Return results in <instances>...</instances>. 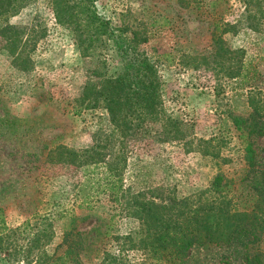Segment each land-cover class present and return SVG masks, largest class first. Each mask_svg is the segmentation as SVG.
<instances>
[{
  "label": "trees",
  "instance_id": "16d2710c",
  "mask_svg": "<svg viewBox=\"0 0 264 264\" xmlns=\"http://www.w3.org/2000/svg\"><path fill=\"white\" fill-rule=\"evenodd\" d=\"M240 1L243 10L233 20H228L231 8L225 0H173L167 15L141 5L142 20L125 22L123 15H103L99 0H0V20L44 3L54 24L68 32L79 55L95 59L92 76L98 81L85 83L70 112L78 116L103 109L106 128L110 127L109 134L99 130L88 148L73 150L54 144L45 153L34 155L46 163L78 169L85 178L78 190L84 197L73 213L44 216L38 211L40 199L29 204L21 226L36 227L30 242L39 246L30 247L31 253L38 249L30 264H189L186 258L192 251L206 255L221 249L237 256L240 264H264V174L255 169L257 154L251 142L252 135L264 134V96L256 85L260 73L246 59L244 48H230L224 40L227 34L249 36L248 30L264 34V0ZM192 23L208 34L207 47L202 53L189 46L191 52L179 53V63L193 70L215 71L234 81L233 95L243 97L244 112L230 121L242 145L243 171L237 177L218 173L208 189L183 199L154 191L146 195L152 187L133 192L123 182L129 139L144 134L160 143H189L183 123L165 111L162 95L161 68L163 62L175 59L174 52L161 53L146 45L165 28L174 39L188 38ZM45 32L8 25L0 29L15 66L27 70L29 53ZM22 41L29 47L28 54L21 48ZM1 122L13 128L19 119ZM98 195L107 196L113 204L111 213L95 217L89 229H78V221L93 217L85 212L93 209L92 200ZM3 212L0 206V243L8 230ZM120 212L137 223L126 235L118 233ZM52 220L67 221L60 242L50 250ZM109 244L115 245L116 253L107 249ZM137 251L148 255L150 262L129 259ZM190 264L204 263L197 259Z\"/></svg>",
  "mask_w": 264,
  "mask_h": 264
},
{
  "label": "rangeland",
  "instance_id": "374dc122",
  "mask_svg": "<svg viewBox=\"0 0 264 264\" xmlns=\"http://www.w3.org/2000/svg\"><path fill=\"white\" fill-rule=\"evenodd\" d=\"M225 3L231 8L228 20H233L243 10L240 0H225ZM141 5L167 15L174 2L99 0L98 8L107 17L123 15L120 18L126 22L142 20ZM7 25L26 32L31 28L46 31L45 37L29 53L31 63L26 71L15 66L7 52V43L0 36V206L4 207L8 228L0 243V264H30L38 254V249L29 252L30 247L38 246L30 242L32 233L37 230L36 227L25 229L21 226L29 204L40 199L38 211L44 216L48 213L55 215V212L73 213L84 197V193L78 190L85 178L78 169L46 163L42 157L34 155L45 153L54 144L73 150L88 148L99 130L109 134L110 127L106 128L107 116L103 109L85 111L78 116L70 112L73 100L80 96L85 83L95 79L92 76L95 59L79 55L68 32L54 24L44 3L0 20V29ZM190 28V36L180 37L181 40L174 39V34L165 28L146 45L161 53L166 50L174 52L175 59L163 62L161 68L162 95L165 111L183 123L189 143L186 146L160 143L153 136L144 134L129 139L123 182L125 188L129 187L133 192L147 191L152 187L146 195L154 191L183 199L208 189L218 173L237 177L243 171L242 145L230 121L232 116H243V97L233 95L234 81L220 73L203 68L193 70L179 63V53L191 52L189 46L202 53L207 47L208 34L197 23L190 24ZM248 33L249 36L227 34L224 40L230 48L246 50V59L259 70L256 85L264 96V34L249 30ZM23 42L21 48L27 53L29 47ZM11 118L19 119L13 128L1 122ZM251 142L257 154L255 169L264 174V134L252 135ZM92 201L95 206L85 213L93 217L85 222L78 221L80 230L89 229L95 217L111 213L113 204L107 196H94ZM117 220L120 235L137 227L136 221L126 217L124 212L118 214ZM66 221L52 220L54 236L48 245L50 250L60 242L61 229ZM107 249L116 253L114 244H109ZM129 257L136 262L149 261L148 255L140 251L132 252ZM186 259L189 264L197 259L204 264H240L237 256L223 249L206 255L192 251Z\"/></svg>",
  "mask_w": 264,
  "mask_h": 264
}]
</instances>
